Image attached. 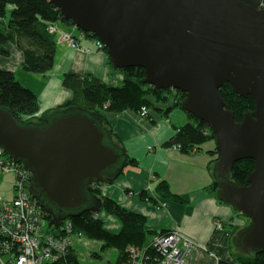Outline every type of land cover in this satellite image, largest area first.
<instances>
[{
  "label": "water",
  "instance_id": "1",
  "mask_svg": "<svg viewBox=\"0 0 264 264\" xmlns=\"http://www.w3.org/2000/svg\"><path fill=\"white\" fill-rule=\"evenodd\" d=\"M75 28L93 33L116 68L138 66L144 82L185 92L182 106L215 133V198L249 223L231 241L238 252H264V3L262 0H49ZM251 95L240 121L224 106L219 87ZM21 123L0 106V146L31 174L28 192L53 225L102 207L92 192L111 184L127 165L103 116L82 106ZM250 158L247 184L230 176Z\"/></svg>",
  "mask_w": 264,
  "mask_h": 264
},
{
  "label": "trees",
  "instance_id": "2",
  "mask_svg": "<svg viewBox=\"0 0 264 264\" xmlns=\"http://www.w3.org/2000/svg\"><path fill=\"white\" fill-rule=\"evenodd\" d=\"M59 21L66 25H72V21L64 19L60 10L49 0H0V58L8 56L9 47H13L14 44L23 55L22 69L35 74H44L54 65V52L57 44V31H50V26L54 27ZM76 30L80 31L82 38L93 40L96 45L98 40L93 33L85 32L79 28ZM74 39L79 42L76 37ZM102 48L106 51L104 46ZM106 55L111 69L121 74V80L118 83L101 80L89 74L79 76L69 73L64 76L63 85L71 89L72 97L50 109L47 113L38 116L36 115L39 109L38 101L33 91L24 87L12 71L0 68V106L10 109L14 118L24 124L28 121H43V118L51 112L71 106H82L90 111L100 113L103 116V125L108 127L113 135V130L108 126L106 113L130 110L140 111L146 117H150L154 112L167 116L170 110L181 109L187 114L188 121L176 129L165 145L178 147L177 149L184 153L207 148L206 153L210 155L209 162L213 166L218 157L214 142L215 133H212L206 122L192 113L186 112L183 108L182 100L185 98V92L173 88H156L152 84L144 82L145 71L143 68L138 66L116 68L107 51ZM219 94L224 100L225 108L233 112L236 121H240L245 112L253 111L255 108V100L251 95L240 96L227 82L219 87ZM127 159L128 162H134L133 158ZM254 166V161L250 158L237 160L230 172L231 179L236 184L246 185L248 174ZM101 184L97 182L93 186L92 192L101 199L100 211L114 215L120 221L119 230H107L99 214L87 210L79 216L68 217L64 221H59L57 225H53L52 216L42 208L45 222L52 227L53 233L60 234L66 221H70L75 232L80 231L85 237L99 241L100 250L107 251L112 248L116 253L109 264L129 263L131 247H136L141 251L145 264H157L160 256L157 255L156 248L152 243L153 237L168 232L170 229H151L144 214L129 210L117 203L114 198L102 195L99 189ZM204 188H208L215 195L217 184L213 182ZM151 190L153 195H149L147 190H141L139 195L154 204L162 203L157 198L163 199L162 201L178 203L185 201L181 195L170 189L166 179H161L152 186ZM241 218L245 220V223L232 225V236L240 227L250 221ZM67 248L66 254L58 258V262L81 264L75 248L72 245ZM218 264H264V252H253L251 255L238 252L234 260L230 262L219 260Z\"/></svg>",
  "mask_w": 264,
  "mask_h": 264
},
{
  "label": "crops",
  "instance_id": "3",
  "mask_svg": "<svg viewBox=\"0 0 264 264\" xmlns=\"http://www.w3.org/2000/svg\"><path fill=\"white\" fill-rule=\"evenodd\" d=\"M59 23V34L65 32L76 37L81 47L70 46L57 34L54 65L44 74L22 69V59L14 47H9L8 56L0 58V68L12 71L14 76L18 72L16 79L37 97V116L72 97L71 89L63 85V78L69 73L79 76L89 74L108 82L118 83L121 80L120 72L111 69L108 64L106 51L97 49L91 40H81V35V38L77 37L76 32L70 30L75 28L73 25L67 24L66 28ZM171 111L167 116L151 113V119L140 117L130 110L106 113L114 141L125 148L127 158H133L134 162H127L113 183L99 185L100 192L114 198L125 208L144 214L151 229H177L191 239L196 248L188 264H218L219 260L230 262L238 253L231 241L232 225H239L242 219L230 205L204 188L214 182L207 148L184 153L174 146L165 145L176 129L188 121L187 114L172 116ZM161 179L168 181L170 189L185 199L184 203L165 201L166 204L161 206L139 195L141 190L151 193L152 186ZM157 200L163 202V199ZM97 214L107 230L120 229V221L114 215L104 211ZM217 221L221 222V227H216ZM72 240V247L81 264H109L114 259L113 249L104 254L99 241L84 237Z\"/></svg>",
  "mask_w": 264,
  "mask_h": 264
},
{
  "label": "built area",
  "instance_id": "4",
  "mask_svg": "<svg viewBox=\"0 0 264 264\" xmlns=\"http://www.w3.org/2000/svg\"><path fill=\"white\" fill-rule=\"evenodd\" d=\"M52 29L57 31L50 27V31ZM62 33L61 41L79 47L80 41L69 33ZM96 47L101 49L102 42L96 41ZM8 174L13 177L10 195L0 194V264H62L58 258L66 254L73 237L80 236L81 232H75L70 221H66L60 234L42 228L43 207L28 192L31 174L0 146V182L1 177ZM215 225L222 226L220 221ZM152 243L160 256L157 264H188L196 248V244L177 229L155 235ZM129 254L127 264H145L138 248L131 247Z\"/></svg>",
  "mask_w": 264,
  "mask_h": 264
},
{
  "label": "rangeland",
  "instance_id": "5",
  "mask_svg": "<svg viewBox=\"0 0 264 264\" xmlns=\"http://www.w3.org/2000/svg\"><path fill=\"white\" fill-rule=\"evenodd\" d=\"M59 23V22H58ZM59 24H61V26H63V27H66L67 28V25H64L63 23H59ZM69 26V25H68ZM50 27H53V26H50ZM60 26L56 23L55 24V26H54V28H55V30L56 29H58ZM70 28V27H69ZM70 30H72V31H74V32H76V34H77V37H79V38H81L80 37V33H79V30H76L75 28L73 29V28H70ZM51 31H53V29L51 30ZM59 32H60V29L59 30H57V34H58V38L60 39V37H61V35L63 34V33H61V34H59ZM84 40V38H81V40ZM90 40V39H89ZM89 40H87V41H89ZM92 42H93V40H91ZM12 45V44H11ZM70 45V44H69ZM15 49H14V51L15 52H17L19 55H20V57H21V59H23V55L21 54V52L19 51V50H17V48H16V46L13 44L12 45ZM71 46V45H70ZM79 47H81V43L79 44ZM79 47H74V48H79ZM97 49H99V48H97ZM101 49H103L102 47H101ZM17 75H19V73L17 72L16 73V76ZM15 76V77H16ZM173 111H171L170 112V115H172V116H175L176 115V113L177 114H186L185 112H183L181 109H172ZM142 111H143V109H142ZM123 112V111H122ZM133 112V111H132ZM134 114H136L137 113V115H139L140 117H146L144 114H142L140 111L139 112H133ZM149 119H150V117H149ZM107 122H108V124H109V121L107 120ZM110 126V125H109ZM110 128H112V127H110ZM119 176V175H118ZM117 176V177H118ZM3 179V180H2ZM117 179V178H116ZM1 180H2V182H0V194H2V195H5V196H9L10 195V191H11V188H12V185H11V183H12V180H13V177H12V175H10V174H8V175H4V176H2L1 177ZM148 193H149V195H151L152 193H150L149 192V190L147 191ZM235 212V214L238 216V217H243L242 216V214H240V213H237L236 211H234ZM244 218V217H243ZM242 219V218H241ZM241 223H245V221L243 220ZM42 228H44L45 230L47 229V230H49L50 232H52V227H50V226H48V223L47 222H44V224H43V226H42ZM85 238L86 240L87 239H89L88 237H85L82 233H81V235L79 236V235H76V236H74L73 237V239H76V238ZM90 240H92V239H90ZM73 241V240H72ZM94 241V240H93ZM111 250V249H110ZM110 250H107L106 252L104 251V254H108L109 253V251ZM114 252L116 253V251L115 250H112V256L114 257ZM111 256V257H112Z\"/></svg>",
  "mask_w": 264,
  "mask_h": 264
},
{
  "label": "flooded vegetation",
  "instance_id": "6",
  "mask_svg": "<svg viewBox=\"0 0 264 264\" xmlns=\"http://www.w3.org/2000/svg\"><path fill=\"white\" fill-rule=\"evenodd\" d=\"M218 188V187H217ZM244 219H242V221H243ZM245 221V220H244Z\"/></svg>",
  "mask_w": 264,
  "mask_h": 264
}]
</instances>
